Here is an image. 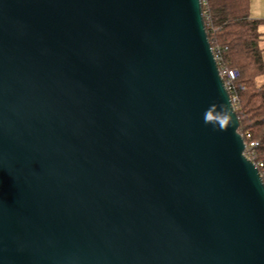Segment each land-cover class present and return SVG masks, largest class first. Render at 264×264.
<instances>
[{
  "label": "water",
  "instance_id": "95a60500",
  "mask_svg": "<svg viewBox=\"0 0 264 264\" xmlns=\"http://www.w3.org/2000/svg\"><path fill=\"white\" fill-rule=\"evenodd\" d=\"M238 128L201 0H0V264H264Z\"/></svg>",
  "mask_w": 264,
  "mask_h": 264
},
{
  "label": "trees",
  "instance_id": "16d2710c",
  "mask_svg": "<svg viewBox=\"0 0 264 264\" xmlns=\"http://www.w3.org/2000/svg\"><path fill=\"white\" fill-rule=\"evenodd\" d=\"M201 6L210 45L223 48V59L238 71L234 81L238 131L257 141L256 162L262 163L264 182V82L259 81L264 74L259 45L264 19L250 16V0H203Z\"/></svg>",
  "mask_w": 264,
  "mask_h": 264
},
{
  "label": "built area",
  "instance_id": "2783aa9c",
  "mask_svg": "<svg viewBox=\"0 0 264 264\" xmlns=\"http://www.w3.org/2000/svg\"><path fill=\"white\" fill-rule=\"evenodd\" d=\"M203 0H201V3ZM211 46V45H210ZM211 51L213 53L214 59L217 63L219 75L223 79V84L227 92L229 93L231 103L233 107L238 103V97L235 94V89H234V81L238 76V71L234 67H230L227 62L222 57V51L223 48H221L219 45H214L211 46ZM243 137V142H244V155L245 157L252 161L259 169V167H262L261 162H256V146H257V141L251 140L250 139V134L248 132L241 134ZM261 174V173H260Z\"/></svg>",
  "mask_w": 264,
  "mask_h": 264
},
{
  "label": "crops",
  "instance_id": "0c3cea01",
  "mask_svg": "<svg viewBox=\"0 0 264 264\" xmlns=\"http://www.w3.org/2000/svg\"><path fill=\"white\" fill-rule=\"evenodd\" d=\"M250 16L264 19V0H250ZM259 30L262 34L259 45L262 49V58L264 62V24L260 25ZM262 76L264 77V74Z\"/></svg>",
  "mask_w": 264,
  "mask_h": 264
},
{
  "label": "rangeland",
  "instance_id": "374dc122",
  "mask_svg": "<svg viewBox=\"0 0 264 264\" xmlns=\"http://www.w3.org/2000/svg\"><path fill=\"white\" fill-rule=\"evenodd\" d=\"M259 81L264 82V77L263 76L259 77Z\"/></svg>",
  "mask_w": 264,
  "mask_h": 264
},
{
  "label": "clouds",
  "instance_id": "9594fccd",
  "mask_svg": "<svg viewBox=\"0 0 264 264\" xmlns=\"http://www.w3.org/2000/svg\"><path fill=\"white\" fill-rule=\"evenodd\" d=\"M228 119L227 115L224 116V120L226 121Z\"/></svg>",
  "mask_w": 264,
  "mask_h": 264
}]
</instances>
